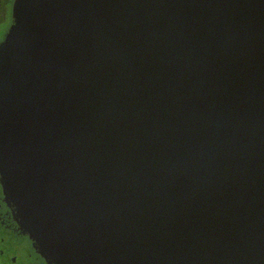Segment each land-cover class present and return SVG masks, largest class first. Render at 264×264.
Instances as JSON below:
<instances>
[{
    "label": "water",
    "instance_id": "obj_1",
    "mask_svg": "<svg viewBox=\"0 0 264 264\" xmlns=\"http://www.w3.org/2000/svg\"><path fill=\"white\" fill-rule=\"evenodd\" d=\"M0 181L51 264H264V0H13Z\"/></svg>",
    "mask_w": 264,
    "mask_h": 264
},
{
    "label": "flooded vegetation",
    "instance_id": "obj_2",
    "mask_svg": "<svg viewBox=\"0 0 264 264\" xmlns=\"http://www.w3.org/2000/svg\"><path fill=\"white\" fill-rule=\"evenodd\" d=\"M11 24V23H10ZM0 264H51L20 228L0 181Z\"/></svg>",
    "mask_w": 264,
    "mask_h": 264
},
{
    "label": "trees",
    "instance_id": "obj_3",
    "mask_svg": "<svg viewBox=\"0 0 264 264\" xmlns=\"http://www.w3.org/2000/svg\"><path fill=\"white\" fill-rule=\"evenodd\" d=\"M13 0H0V23L6 21L10 15L11 18V7Z\"/></svg>",
    "mask_w": 264,
    "mask_h": 264
},
{
    "label": "rangeland",
    "instance_id": "obj_4",
    "mask_svg": "<svg viewBox=\"0 0 264 264\" xmlns=\"http://www.w3.org/2000/svg\"><path fill=\"white\" fill-rule=\"evenodd\" d=\"M11 23V18L10 15L7 17L6 21H2V23H0V43L3 41L4 36L10 26Z\"/></svg>",
    "mask_w": 264,
    "mask_h": 264
}]
</instances>
